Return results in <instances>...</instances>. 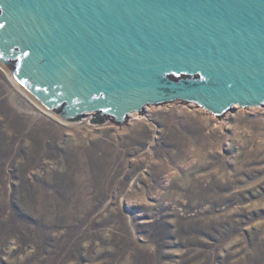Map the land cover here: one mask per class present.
<instances>
[{
    "label": "rangeland",
    "instance_id": "obj_1",
    "mask_svg": "<svg viewBox=\"0 0 264 264\" xmlns=\"http://www.w3.org/2000/svg\"><path fill=\"white\" fill-rule=\"evenodd\" d=\"M0 64V264H264V108L63 123Z\"/></svg>",
    "mask_w": 264,
    "mask_h": 264
},
{
    "label": "water",
    "instance_id": "obj_2",
    "mask_svg": "<svg viewBox=\"0 0 264 264\" xmlns=\"http://www.w3.org/2000/svg\"><path fill=\"white\" fill-rule=\"evenodd\" d=\"M0 64L63 123L264 108V0H0Z\"/></svg>",
    "mask_w": 264,
    "mask_h": 264
}]
</instances>
